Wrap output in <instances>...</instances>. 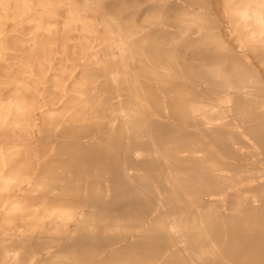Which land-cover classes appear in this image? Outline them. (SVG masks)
<instances>
[{
	"label": "bare ground",
	"instance_id": "obj_1",
	"mask_svg": "<svg viewBox=\"0 0 264 264\" xmlns=\"http://www.w3.org/2000/svg\"><path fill=\"white\" fill-rule=\"evenodd\" d=\"M0 264H264V0H0Z\"/></svg>",
	"mask_w": 264,
	"mask_h": 264
}]
</instances>
